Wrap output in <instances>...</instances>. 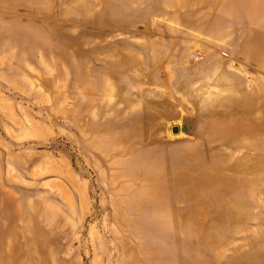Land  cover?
<instances>
[{
    "label": "rangeland",
    "instance_id": "rangeland-1",
    "mask_svg": "<svg viewBox=\"0 0 264 264\" xmlns=\"http://www.w3.org/2000/svg\"><path fill=\"white\" fill-rule=\"evenodd\" d=\"M0 264H264V0H0Z\"/></svg>",
    "mask_w": 264,
    "mask_h": 264
},
{
    "label": "bare ground",
    "instance_id": "bare-ground-1",
    "mask_svg": "<svg viewBox=\"0 0 264 264\" xmlns=\"http://www.w3.org/2000/svg\"><path fill=\"white\" fill-rule=\"evenodd\" d=\"M175 173H177V172H175ZM176 178H181V179H179V180H184L185 181V179L184 178H186V177H184L182 174H178L177 176H175ZM129 230H130V228H129Z\"/></svg>",
    "mask_w": 264,
    "mask_h": 264
},
{
    "label": "water",
    "instance_id": "water-1",
    "mask_svg": "<svg viewBox=\"0 0 264 264\" xmlns=\"http://www.w3.org/2000/svg\"><path fill=\"white\" fill-rule=\"evenodd\" d=\"M178 130H179V129H178L177 126H173V127H172V132H178Z\"/></svg>",
    "mask_w": 264,
    "mask_h": 264
}]
</instances>
